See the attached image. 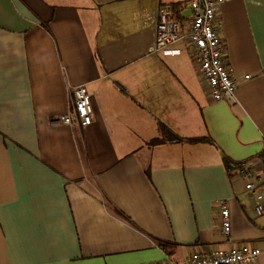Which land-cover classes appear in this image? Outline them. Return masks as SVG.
Instances as JSON below:
<instances>
[{"label":"crops","instance_id":"0c3cea01","mask_svg":"<svg viewBox=\"0 0 264 264\" xmlns=\"http://www.w3.org/2000/svg\"><path fill=\"white\" fill-rule=\"evenodd\" d=\"M186 1L0 0V264H160L241 243L264 264V214L228 172L264 173V0L221 6L240 85L219 103L185 42L155 52L159 7ZM78 86L92 123L52 125ZM160 125L212 142L153 145Z\"/></svg>","mask_w":264,"mask_h":264},{"label":"built area","instance_id":"2783aa9c","mask_svg":"<svg viewBox=\"0 0 264 264\" xmlns=\"http://www.w3.org/2000/svg\"><path fill=\"white\" fill-rule=\"evenodd\" d=\"M228 0H188L179 5L159 7L155 52L176 43L185 42L199 75L207 84L209 98L216 103L233 102L240 82L228 65L225 47L220 35L219 13ZM188 13L185 19L182 15ZM251 76L246 75L245 81ZM91 95L85 86L70 92V109L51 121L52 125L88 127L93 121ZM256 160L230 163L228 172L245 181V198L255 201L258 216L264 214V173L256 169ZM215 215L222 236L229 240L232 231L231 214L227 201L215 203ZM261 251L249 243L234 244L228 250L194 252L182 262L167 260L160 264H257Z\"/></svg>","mask_w":264,"mask_h":264},{"label":"trees","instance_id":"16d2710c","mask_svg":"<svg viewBox=\"0 0 264 264\" xmlns=\"http://www.w3.org/2000/svg\"><path fill=\"white\" fill-rule=\"evenodd\" d=\"M159 131H160V137L152 141L153 145H159V144H163V143H182V142H187V143H191V144H195V143H199V142H210V143L212 142L211 140H208V139H190V140L181 139V138L177 137L176 135H174L164 125L159 126ZM263 159H264V157H263ZM230 163H232V162H229L228 164H230Z\"/></svg>","mask_w":264,"mask_h":264}]
</instances>
